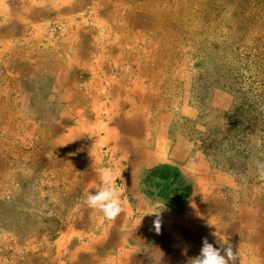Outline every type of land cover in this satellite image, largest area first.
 Wrapping results in <instances>:
<instances>
[{"label": "rangeland", "instance_id": "rangeland-1", "mask_svg": "<svg viewBox=\"0 0 264 264\" xmlns=\"http://www.w3.org/2000/svg\"><path fill=\"white\" fill-rule=\"evenodd\" d=\"M0 3V264H264V0Z\"/></svg>", "mask_w": 264, "mask_h": 264}, {"label": "clouds", "instance_id": "clouds-1", "mask_svg": "<svg viewBox=\"0 0 264 264\" xmlns=\"http://www.w3.org/2000/svg\"><path fill=\"white\" fill-rule=\"evenodd\" d=\"M261 177L264 178V165L260 166ZM102 187L90 191L84 198L83 204L89 209L98 210L108 220H115L123 211L120 199L121 193L115 183L108 177H102ZM156 230L160 229L159 220L155 221ZM221 247H214L207 239L203 241L200 254L193 259V264H236L239 253L234 252L232 245L225 238H219ZM223 253V254H222Z\"/></svg>", "mask_w": 264, "mask_h": 264}, {"label": "bare ground", "instance_id": "bare-ground-1", "mask_svg": "<svg viewBox=\"0 0 264 264\" xmlns=\"http://www.w3.org/2000/svg\"><path fill=\"white\" fill-rule=\"evenodd\" d=\"M35 0H32V3L34 2ZM50 1H52V2H55L56 4V7H59L57 10L59 11V10H61V9H63L64 7H68V11H69V13H71V11L72 10H74V8L76 7V6H72V4L74 3V4H76V3H78L80 0H50ZM42 2H43V0H42ZM24 3V0H22V4ZM95 3L96 4H98V5H100V2L99 1H95ZM1 7H2V10H0V11H3L4 12V14L3 15H5V11H4V8H3V6H2V3H0V9H1ZM28 7H30V5H28ZM78 7V6H77ZM26 11V10H25ZM108 12V14H107V18H105V20L104 19H99V18H96L97 17V15L98 14H96V13H94L95 14V16H93L92 17V19L94 20V21H96V19H98V21H96L97 22V24L98 25H100V26H102V27H104L106 24H107V22H109V17L112 15V18H111V21L112 22H114V24L116 25V27L117 28H120L121 27V25L122 24H120V23H118V15H117V8L116 9H114L113 10V13L111 14V13H109V10L107 11ZM109 16V17H108ZM62 18H65L69 23L67 24V26L69 27V28H71V26H72V22H73V19H72V17H70L69 15L68 16H63ZM95 18V19H94ZM78 27V26H77ZM72 29V28H71ZM121 29V28H120ZM110 36L109 35H106L105 36V33L102 35V37H100V40L102 41L103 39H106V38H109ZM88 38V37H87ZM82 39H84V38H82ZM116 40H118V37L116 36L115 38H114V41H116ZM105 42V41H104ZM153 43V42H152ZM105 44H109V42L107 41ZM105 44H103V45H101V47L100 48H104L103 46L105 45ZM129 44V43H128ZM154 45V44H153ZM83 46H84V44H83ZM121 46V45H120ZM152 46V45H151ZM81 47H82V45H81ZM111 47V46H110ZM120 49V48H119ZM134 49V48H133ZM153 51V50H152ZM98 55V54H97ZM68 56V55H67ZM118 58H119V56H117L116 58H115V60H114V63L115 64H118ZM132 58V57H131ZM141 58V57H140ZM139 58V59H140ZM100 59H102V58H100ZM97 61V60H96ZM132 62V61H131ZM112 63H113V61H112ZM121 63V62H120ZM87 66H88V64H86ZM101 65H102V63H101ZM96 66V65H95ZM138 66H140V65H138ZM92 67H94V66H92ZM98 67V66H97ZM92 69V68H91ZM95 74V73H94ZM102 75V74H101ZM129 75V74H128ZM104 76V75H103ZM92 78H94L93 80L94 81H97V84H95L94 86L95 87H91V89H93L94 91H97V89L98 88H100L101 86H100V84H101V82H100V80H99V78L98 77H92ZM101 78V77H100ZM110 80H108V82H109ZM57 83H59L60 84V80L59 79H57L56 80V84ZM85 84V83H84ZM117 84V83H116ZM137 85V84H136ZM98 86V87H97ZM139 86V85H138ZM102 87H104V85L102 86ZM121 87V86H120ZM138 88V87H137ZM117 93H119V92H117ZM117 97V96H116ZM100 98V97H99ZM113 103H111V104H116V102L115 101H112ZM109 112H112L111 110H109V111H106V114H107V116H108V119H110V118H112V116H113V113H110L109 114ZM86 115V114H85ZM82 116V115H81ZM80 116V117H81ZM24 117V116H23ZM18 124V123H17ZM100 126H102V128L103 129H105L104 131H105V135L107 136V137H110L111 138V136L114 134V131L111 129L110 130V128L109 127H107V125H104V124H102V125H100ZM46 127H47V129H48V132H54V130H55V125H46ZM116 139H118V138H114V139H112L113 140V142H114V144L111 146V147H109L108 148V150H112V149H114V148H116V144H115V142H116ZM112 142V143H113ZM245 240V239H244ZM240 244H242L243 246L245 245L244 243H241L240 242ZM257 249V248H256ZM256 249H254V250H256ZM251 264H254V262H250Z\"/></svg>", "mask_w": 264, "mask_h": 264}]
</instances>
